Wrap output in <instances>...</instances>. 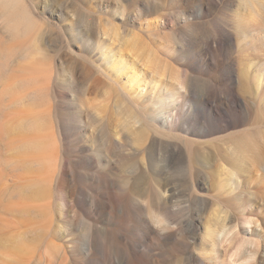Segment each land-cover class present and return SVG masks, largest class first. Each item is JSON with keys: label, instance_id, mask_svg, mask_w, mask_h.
I'll use <instances>...</instances> for the list:
<instances>
[{"label": "rangeland", "instance_id": "1", "mask_svg": "<svg viewBox=\"0 0 264 264\" xmlns=\"http://www.w3.org/2000/svg\"><path fill=\"white\" fill-rule=\"evenodd\" d=\"M97 1L82 5L78 0H66L58 5L60 11L51 15L43 0H25L23 4L30 6L36 23L27 28L16 22L7 25L0 15V264H230L228 258L243 238L242 228H248L249 233L254 225L258 226L257 235L237 251L240 259L236 264H264V44L259 51V118L253 135L248 117L234 127L202 137L241 131L245 143L253 140L258 148L254 156H248V168L231 173L228 165L218 161L216 167L205 169L207 181L211 177L223 181L214 188L209 183L204 188L194 186V173L182 164L173 172L150 170L148 186L140 197L132 189L144 173L133 172L142 165V154L129 151L132 119H139L140 112L124 101L119 83L110 87L104 82L85 92L83 83L89 81L83 74L99 64L100 53H90L85 46L79 49V43L69 41L66 19H72L79 5L90 12L97 36H101V26L108 24L105 43L114 58L123 53L119 50L132 35L146 45L149 42L136 24H122L117 16L95 9ZM103 1L109 5L108 12L116 4ZM176 1L178 7L168 5L165 12L184 7ZM201 2L207 0H193L191 4ZM69 3H75L74 12ZM239 8L240 0H218L213 12L203 19L208 22L198 25L197 31L216 29L215 22ZM185 37L174 40L175 47L182 46L177 51L206 59L209 64L210 69L201 75V91H224L226 77L223 74L224 79L216 80L212 54L198 44L189 47L188 43H194L191 32ZM64 50H73L75 58L68 59ZM234 51L219 52V59L230 61ZM181 63L177 60L172 65L181 68ZM68 70L78 75V83L67 80ZM191 73L199 74L197 68ZM78 96L94 99L89 114H81ZM33 121L41 126L40 133ZM38 141L44 143L43 151L37 148ZM149 151L157 153L158 148ZM124 158L132 168L121 172L117 164ZM217 167L220 172L214 174ZM120 173L132 178L131 184L121 183ZM167 180L174 192L172 201H165L158 187ZM194 191L202 198L192 197ZM218 214H227L228 223L237 221L241 227L224 244L221 263L213 259L202 239L205 228L213 226ZM155 216L161 226L154 222ZM248 220L251 223L244 224ZM200 257L205 258L203 262Z\"/></svg>", "mask_w": 264, "mask_h": 264}, {"label": "bare ground", "instance_id": "2", "mask_svg": "<svg viewBox=\"0 0 264 264\" xmlns=\"http://www.w3.org/2000/svg\"><path fill=\"white\" fill-rule=\"evenodd\" d=\"M23 1L25 0H0V15L7 25L16 22L21 27L27 28L36 24L30 16L31 13L28 10L30 6L27 8ZM46 1L43 0L44 8H49V12L53 15L60 11L58 5L60 7V4L62 5L66 0H48L49 5ZM78 1L84 5L83 3L86 4V1L90 0ZM240 1L239 10H233L229 17L220 18L219 23L215 22L216 29L204 28L197 31L198 25L202 26L208 22L203 19L213 12L218 0H207L198 5L191 4L193 0H180L184 7L179 6L175 12H165V10L168 5L178 4L176 0H113L116 4L111 7L110 12H108L109 5L103 0H98L95 2V9L100 12L106 10L114 18L117 16L122 24L131 22L133 26L137 25L138 32L148 39L149 45H146L143 40H138L137 35H132L127 39L126 46L119 50L123 53L118 58H114L105 43L104 34L108 33V24L106 27L101 26V36H97L99 33L92 26L93 21L91 15L88 14L89 11H84L77 4L78 7L74 15L72 14L74 18L66 19L67 39L79 43V49L85 46L90 53L95 50L100 53L99 64L83 74L84 78L89 81L87 84L83 83L85 92L103 85L104 82L110 87L119 83L124 101L131 102L140 112L139 119H132L134 130L133 137L129 140V151L133 152L132 154H142V165L133 168V172L142 173L144 171V173L135 182L136 187L132 189L133 194L143 197V191L148 186L146 180L148 171L173 172L177 164L190 167L191 172L194 173V186L204 188L209 183L208 185L212 188L218 187L223 181L217 180L216 177H211L210 182L207 181L205 169L211 166L216 167V163L222 161L232 169L231 173L234 171L236 173L238 170L248 168L246 163L248 156H254L258 150L253 140L245 143L241 131L232 132L226 136L202 138L222 131L225 127H234L248 117L251 118L249 131L251 130L250 135L252 136L253 128L258 122L259 97L256 86L261 73L259 51L264 44V0ZM245 3L246 9L244 8ZM74 7L75 5L72 7V12H74ZM190 32L194 43H188L189 47L198 44L212 54L211 65L217 72L216 80L224 79L223 74L225 75L224 80L227 86L224 91L214 93L207 89L202 92L200 89L203 82L201 75L210 69L208 62L206 59L196 58L191 54L179 53L177 50H180L182 46H174L175 39L186 40L185 36ZM38 35H35V38ZM37 39V43L34 40L36 45L38 44ZM233 48L235 51L230 61L222 62L218 53L228 49L230 51ZM235 53L236 57H234ZM64 54L68 59L75 58L73 50H64ZM244 59L247 60L246 64L242 63ZM177 60L182 62L181 68H175L172 65V62H177ZM74 61L79 62L76 59ZM196 68L199 74L194 75L191 71ZM77 77L74 71L68 70L67 80L70 83H78ZM79 83L82 84V81ZM95 100L97 101L96 98ZM76 101L77 106L81 108L82 115H87L94 103L93 98L80 96L76 97ZM32 124L40 133L41 126L36 121ZM43 139V137L40 138L42 141ZM42 141H38L40 143L37 145L40 151L44 148ZM120 146L124 147L122 144ZM154 146L159 152L149 151ZM128 166L130 165L124 158L118 161L117 169L122 172L123 168ZM218 168L214 170V174L220 172ZM119 180L121 183L131 184L132 178H125L120 173ZM169 183L170 180H167V183L158 185L165 201H172L174 198V192L168 185ZM191 196L202 198L197 196L195 191L191 193ZM229 202L226 200L227 204ZM229 219L230 216L227 214H218L213 226L208 225L202 234V239L208 246L213 259L220 263L224 244L237 235L241 229L237 221L228 223ZM153 220L159 226L162 225L160 218L155 216ZM247 223L251 222L249 220L244 222V224ZM248 230L245 226L242 228L243 238L230 254L228 258L230 264H236L240 259L237 254L240 247L253 242L250 237L257 235L258 226L254 225L249 233ZM261 253L264 255V247ZM203 257H200L202 262L205 259Z\"/></svg>", "mask_w": 264, "mask_h": 264}]
</instances>
